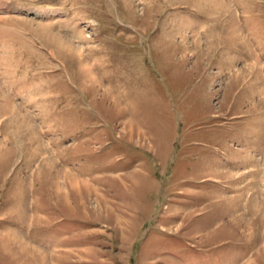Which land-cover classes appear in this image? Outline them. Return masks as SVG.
<instances>
[{
  "label": "rangeland",
  "instance_id": "374dc122",
  "mask_svg": "<svg viewBox=\"0 0 264 264\" xmlns=\"http://www.w3.org/2000/svg\"><path fill=\"white\" fill-rule=\"evenodd\" d=\"M255 50L264 0H0V264H264Z\"/></svg>",
  "mask_w": 264,
  "mask_h": 264
},
{
  "label": "bare ground",
  "instance_id": "6f19581e",
  "mask_svg": "<svg viewBox=\"0 0 264 264\" xmlns=\"http://www.w3.org/2000/svg\"><path fill=\"white\" fill-rule=\"evenodd\" d=\"M255 49H256V47H254ZM255 52H256V56L252 53V56L253 57H255V59H254V61H252V62H250L249 61V59H247L245 62L247 63V64H245V67L246 68H248V69H251V70H254L255 68H257V67H259V65L261 64V62H264V57L263 58H261L260 59V57H259V55H258V53H257V51L255 50ZM244 62V63H245ZM244 65V64H243ZM241 70V69H240ZM242 70H244V69H242ZM241 70V71H242ZM262 71L264 70V67L261 69ZM237 72V71H236ZM235 72V73H236ZM250 72V71H249ZM254 72V71H253ZM253 72H251V73H253ZM241 73V72H240ZM255 74H258L257 72H255ZM260 77V79L262 80V79H264V77H262V76H259Z\"/></svg>",
  "mask_w": 264,
  "mask_h": 264
}]
</instances>
